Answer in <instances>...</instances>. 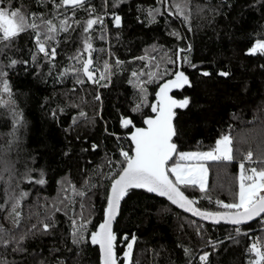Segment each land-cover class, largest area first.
<instances>
[{"label":"trees","instance_id":"obj_1","mask_svg":"<svg viewBox=\"0 0 264 264\" xmlns=\"http://www.w3.org/2000/svg\"><path fill=\"white\" fill-rule=\"evenodd\" d=\"M23 2L31 3L33 11L42 10L36 8L34 0ZM188 2L192 12L190 24H184L181 19L169 15L166 26L161 17H157L155 23H147L146 11L140 10H146L150 6L159 7L157 0H121L114 9L111 7L113 0H109L107 10L120 15L122 23L116 27L111 15L105 16L107 38L99 40L94 32L92 41L94 48H104L105 52L94 53V59L99 55L101 62L108 59L114 63L118 57L126 63L123 70H115L112 83L106 88L93 87L90 82H86L83 91L77 85V90L72 93L69 91L73 88L71 79L57 82L53 77L34 75L36 69L30 65H17L14 69H6L9 71L8 79L25 126L17 133L19 140L12 145V150L5 153L2 147L4 134L11 130L12 117L5 114V109L0 107V173L3 172L5 155L14 163L19 174L25 171V165L33 169L43 168L46 172V184L37 185L23 180L20 185L28 192V196L23 198L18 209L21 211V223L16 226L17 236L29 231L36 232L32 229L33 224L37 228L41 227L38 222L49 216L53 198L57 196V182L62 177H68L79 186L83 178L101 163L105 153H117V141L113 136L105 134V127L109 132L126 136L127 133L119 125L121 114L131 115L137 126H141V114L130 113L135 90L127 83V78L134 68L145 67L147 64V61L133 62L132 57L144 55L145 49L151 50L153 45L163 46L164 51L172 49L174 52L177 45L186 48L191 44V52L185 54L193 63L200 67L211 63L212 67L218 65L231 73L227 78L216 75L203 77L196 70L183 65L192 86H185L173 93L177 99L190 97L188 107L176 109L175 127L179 138L174 137V142L180 151H207L220 134L233 137L234 159L210 162L209 184L206 189L208 196L205 197L198 187H190L186 192L190 198L195 196L196 206L215 211L218 210L216 199H222L226 203L232 200L234 192L238 191L239 163L248 151L253 156L251 163L245 161L246 167L264 164V137L260 134V112L257 111L258 106L264 105V69L260 67L264 64V57L245 54L247 47L251 46L254 34L264 32V7L257 4V0ZM93 3L99 8L100 0H93ZM170 3L171 0H165V6ZM18 4L19 0L17 6ZM212 7L218 9L216 14L209 10ZM80 17L86 18L85 13H79L77 18ZM94 27L99 30V25ZM173 29L179 31L184 39L177 40L170 36L169 32ZM18 44L20 52L13 53V57L29 59L27 52L32 41L22 34ZM109 47L112 56L107 55ZM59 51L61 55L57 57V62L63 66L68 63L64 53L70 54L73 47L61 45ZM152 54L163 55V52L157 49ZM25 67H28V71H25ZM47 71L46 67L43 68L44 73ZM104 83L101 81V85ZM97 90L100 101L94 100ZM149 93V99H154V88L151 86ZM61 108L64 109L63 112L59 111ZM53 111L56 112L55 119L52 116ZM80 111H84L86 116L79 117L76 124H73V116L78 117ZM143 112H150V108L143 109ZM233 113L239 118L233 116ZM253 129L255 131H251ZM245 135L247 142H241V136ZM77 136L80 137L79 140L76 139ZM93 142L99 145L95 152L90 149ZM119 143L125 149L128 148L127 140ZM69 148L71 152L65 156L64 153ZM82 148H88L89 151L81 152ZM95 153L98 154L97 160L88 162ZM115 158L120 159L118 154ZM3 189L4 182L0 180V197ZM68 193H71L70 188ZM99 197L100 189L92 198L96 211L90 218L96 224L102 219L104 204ZM208 197L211 198V204ZM0 203H3V199H0ZM53 215L56 218L55 228L47 233L36 232L34 236L29 235L22 242L24 252L12 254L11 249H8L4 253L0 246V253L9 261H25L26 264H33L34 261L39 264L41 260L55 264L58 256L61 259L70 256L68 264H99L98 246H83L81 249H73L72 253L66 251V245L72 248L70 236L66 235L70 232L71 211L65 216L61 208ZM198 226L201 228L199 235L196 231ZM89 227L91 229V225ZM248 227L256 235L261 232L260 226L255 222L249 223ZM114 230L121 237L117 242V253L121 260L122 249L125 247L122 242L123 233L127 232L129 238L131 234L137 236L133 248V264H186L181 245L192 249L191 259L195 264H201L198 257L202 251H209L210 264H247L246 248L251 242L248 237L241 236L239 243H233L225 239L233 232L230 225L204 223L179 210L166 199L137 189L130 190L124 199ZM209 237L223 243L215 250L211 246L203 247ZM52 249L56 251H50ZM252 256L254 258V254Z\"/></svg>","mask_w":264,"mask_h":264},{"label":"snow or ice","instance_id":"obj_2","mask_svg":"<svg viewBox=\"0 0 264 264\" xmlns=\"http://www.w3.org/2000/svg\"><path fill=\"white\" fill-rule=\"evenodd\" d=\"M120 2L121 0H113L111 7L114 9ZM34 3L36 8L42 10L33 11L32 4H26L23 0H19L18 6L17 0H0V107L5 109V114L12 117L11 130L4 134L5 140L2 147L5 153L12 150V145L19 140L17 133L25 126L8 79L9 71L6 69H14L17 65H30L36 69L34 75L53 77L57 82L71 79L73 88L69 91L75 93L76 86L79 85L80 90L83 91L86 82H90L93 87H108L112 83L115 70H123L126 63L118 57L114 63L108 59H103L101 62L99 55L94 59V53L105 52L104 48H94L92 42L94 32L97 33L96 38L99 40L103 41L107 38L105 16L111 15L116 27L121 26L122 23L120 15L115 11L109 13L107 10L109 0H100L99 8L93 0H34ZM157 3L159 7L150 6L146 10L140 9L146 11L147 23H155L157 17H161L167 26L168 17L171 15L181 19L184 24H190L192 12L188 0H171L167 6H165V0H157ZM257 4L264 7V0H257ZM209 10L213 14L218 12L216 7ZM81 12L85 13L86 18H77ZM96 25H99L98 31L94 27ZM188 30H191L190 26ZM22 34L32 41L27 52L29 59H16L12 55L20 52L18 41ZM169 35L177 40L184 39L175 29L169 32ZM61 45L73 47L70 54L64 53L68 63L63 66L57 62V57L61 55L59 51ZM157 49L163 52V55H153L152 53H156ZM191 49V44H188L186 48H180L177 45L174 52L172 49L164 51L163 46L153 45L151 50L145 49L144 55L132 57L133 62L147 61L145 67L134 68L127 78V83L135 90L130 113L141 114V126H137L131 115L121 114L119 125L127 133L126 136L109 132L105 127V134L113 136L117 141V153L111 155L105 153L101 158V163L83 178L79 186L68 177H62L57 182V196L53 198L49 216L38 222L41 227L37 228V225L33 224L32 229L36 232L47 233L56 226L54 212L62 208L67 216L71 211L70 232L66 235L70 236L72 248L65 246L68 253H72L73 249H81L83 246H98L99 264H133V248L137 236L131 234L129 238L127 232L123 233L122 242L125 247L122 249L121 260L117 253V242L121 237L114 230V221L120 212L122 200L130 190L144 189L147 193L166 198L172 205L205 221L214 223L223 221L230 225L233 232L225 239L239 243L241 236L248 237L251 242L246 248L247 264H264V166L259 168L245 166V161L252 162L253 153L251 151L243 155L240 160L237 177L238 191L234 192L230 202L226 203L222 199H216L215 205L218 210L213 211L196 206L195 196L190 198L186 195L190 187L198 186L200 192L205 197L208 196L206 161H232L234 159L233 137L229 134H220L219 138L215 139L214 145H210L207 151H180L177 143L174 142V137L179 138L173 123V118L176 116L174 110L184 109L190 104V97L183 96L177 99L170 94L173 89L192 86V81L183 69V65L196 70L203 77L216 75L227 78L231 75L229 70L219 68L218 65L212 67L210 63L200 67L193 63L185 54L191 52ZM245 54L264 57V32L254 34L251 46L247 47ZM107 55H113L110 47ZM45 67L48 69L47 73L43 72ZM260 67L264 69V64ZM25 71H28V67H25ZM53 73H55L54 76ZM145 76L147 79H144ZM101 81L105 83L101 85ZM157 81H159L158 84ZM149 86L154 88V99L152 100L149 99ZM100 99L97 90L94 100L100 101ZM145 108H150V112H143ZM59 111L63 112L64 109L61 108ZM257 111L260 112V134L264 137V105L258 106ZM52 116L53 119L56 118L55 111L52 112ZM85 116L86 113L80 111L78 117L73 116V124H76L79 117ZM233 116L239 118L235 113ZM76 139L79 140L80 137L77 136ZM121 140L128 141L127 149L119 143ZM85 142H87L86 137ZM241 142H247L246 135L241 136ZM98 148L99 145L95 142L90 144L91 151L95 152ZM87 151H89L88 148L81 149V152ZM70 152L71 148L64 155L67 156ZM117 154L120 159L115 158ZM45 177L46 172L43 168L33 169L27 165L22 174L17 173L14 163L5 155L3 172L0 173V180L4 182L3 194L0 197L3 199V203H0V221H2L0 222V246L3 247L4 253H7L8 249H11L12 254L24 252L22 242L29 235L36 234V232L29 231L16 235V226L21 223V211L18 209L23 198L28 196V192L20 185L23 180L44 185L46 184ZM69 188L71 189L70 194L68 193ZM99 189H103L104 204L102 205V219L96 224L90 217L96 211L92 198ZM62 193L64 195H61ZM208 199L211 204V198L208 197ZM77 206L79 211H77ZM248 222H255L260 226L259 235L248 227ZM196 231L199 235L201 228L198 226ZM222 243L223 241H214L209 237L203 247L211 246L215 250ZM181 247L184 250L186 264H195L191 259L192 249L182 245ZM209 256V251H202L198 259L201 264H210ZM70 258L66 256L61 259L58 256L55 264H68ZM0 264H26V262L9 261L3 253H0ZM39 264H48V262L41 260Z\"/></svg>","mask_w":264,"mask_h":264},{"label":"water","instance_id":"obj_3","mask_svg":"<svg viewBox=\"0 0 264 264\" xmlns=\"http://www.w3.org/2000/svg\"><path fill=\"white\" fill-rule=\"evenodd\" d=\"M178 90H181V89H173L172 92H171L170 94L173 95V93H174L175 91H178ZM173 96H174V95H173ZM174 111H176V109H175ZM175 118H176V116L173 118V123H174V125H175ZM137 190H144V189H137ZM144 191H146V190H144ZM150 194H152V193H150ZM153 195H156V194H153ZM156 196H157V195H156ZM126 197H127V196H126ZM126 197H125V198H126ZM158 197H159V196H158ZM125 198H124V199H125ZM161 198H163V197H161ZM124 199H123L122 202H121V207H122V203H123ZM164 199H166V198H164ZM166 200H167V199H166ZM168 202H169V201H168ZM169 203H170V202H169ZM170 204H171V203H170ZM173 206H175V205H173ZM175 207L178 208L177 206H175ZM178 209L181 210V211H183V212H185L186 214H188V215L194 217L195 219L204 222V223H210V224H214V225L226 224V223L223 222V221H221V222H219V223H214V222H212V221H205V220H203L202 218L197 217V216L193 215V214L190 213V212H187V211H185V210H183V209H180V208H178ZM120 211H121V208H120ZM119 215H120V212H119V214H118V216H117V219H118ZM117 219H116V221H114V227H115V224H116V222H117ZM249 223H251V222H248V224H249ZM227 225H228V224H227ZM121 258H122V257H121Z\"/></svg>","mask_w":264,"mask_h":264},{"label":"rangeland","instance_id":"obj_4","mask_svg":"<svg viewBox=\"0 0 264 264\" xmlns=\"http://www.w3.org/2000/svg\"><path fill=\"white\" fill-rule=\"evenodd\" d=\"M97 157H98V154H97V153L91 155V157L88 159V162H89V161H90V162H94L95 160H97ZM210 162H211V161H206V162H205L206 167L208 168L207 187H208V184H209V177H210ZM262 166H264V164L259 165V166H252V167H257V168H259V167H262ZM238 175H239V173H238ZM197 187H198V186H197ZM198 188H199V187H198ZM102 194H103V189H100V197H99L100 199H102Z\"/></svg>","mask_w":264,"mask_h":264}]
</instances>
